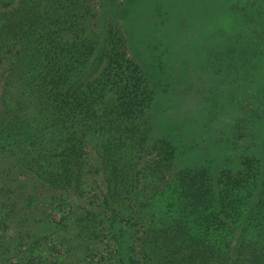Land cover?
<instances>
[{"label": "rangeland", "instance_id": "obj_1", "mask_svg": "<svg viewBox=\"0 0 264 264\" xmlns=\"http://www.w3.org/2000/svg\"><path fill=\"white\" fill-rule=\"evenodd\" d=\"M26 1L0 0V33L4 17L15 12L11 31L17 26L26 38L8 49L49 57L48 45L33 35L42 34V28L27 30L19 19L29 14L20 13ZM227 1L92 0L104 46L87 53L89 60L80 70L66 67L72 89L91 84L101 98L117 74L144 77L137 81L148 83L154 94V137L189 141L163 180L146 167L148 157L138 159L137 168L127 166L124 191L114 187L111 163L95 151L91 137L84 155L56 149L54 162L44 156L34 159V135L11 117L9 62L0 61V264H183L194 251H209L205 244L173 234L171 220L178 217L169 210V188L179 178L173 172L202 174L199 168L210 166L216 178L242 168L246 156L264 164V24L249 17L248 0L240 4L241 16L226 18L223 7L234 1L237 8L241 0ZM256 25L258 32L253 31ZM109 30L123 35L125 60L107 51ZM234 31L241 34L233 38ZM48 69L53 71L51 63ZM161 185V191L170 190L162 201L156 192ZM152 196V203L142 207L140 201ZM235 244L228 247L234 250ZM221 246L207 253L204 264H222Z\"/></svg>", "mask_w": 264, "mask_h": 264}, {"label": "trees", "instance_id": "obj_2", "mask_svg": "<svg viewBox=\"0 0 264 264\" xmlns=\"http://www.w3.org/2000/svg\"><path fill=\"white\" fill-rule=\"evenodd\" d=\"M91 2L26 1L20 13L28 10L30 15L19 19L26 24L27 30L37 26L42 28V34L35 31L33 35L48 45L45 52L49 57L42 55L41 51L27 55L24 49L14 53L8 49L15 42H23L26 35L17 26L11 31L15 12L4 17L0 33V61L9 62L11 71L13 86L8 93L14 102L10 109L11 117L34 135V159L44 156L49 162H54L56 155L52 152L56 149L84 155L85 142L91 137L96 142L95 151L111 163V175L117 191H124L122 184L126 183L125 176L129 177L126 167H139L138 159L145 157H148L146 167L149 171L154 168L155 176L163 180L167 175L165 169L174 168V160L182 153L181 150L183 153L186 151L189 141L174 140L170 135L154 137V112H151L154 94L148 83L137 81L144 77L126 78L117 74L116 81L111 82L113 87L102 93L101 98L96 96L97 87L95 89L94 85L87 84L82 90L80 86L71 87L73 77L66 67L72 71L80 70V65L89 60L86 54L92 55L95 49L104 46L100 41L102 35L95 29L94 20L98 15L92 11ZM247 2L252 10L248 12L249 17L264 24V10L259 11L264 0ZM241 3L242 0L237 8L234 1L228 9L229 3L225 5V17L229 16L233 21L235 15L241 16ZM192 19L193 27L199 29V21ZM118 26L122 29L121 24ZM256 27L254 32L259 31L258 25ZM107 33V51H114L112 57H124L125 60L128 48L123 35L117 37L113 30ZM240 34V31H234L231 36L234 38ZM65 45L70 47L69 51ZM122 49H125L123 53L115 54L116 50ZM50 59H55L54 63ZM50 63L53 71L48 69ZM110 64L108 61L107 66ZM1 96L0 100L4 98ZM100 102L102 108L98 107ZM154 117L157 120L156 115ZM258 162L256 158L246 156L242 160V168L222 171L216 178L210 173V166L199 168L202 174L199 171L175 170L172 177L179 178L170 185L171 191H161L160 187L164 188V185L156 189L161 201L166 193H172L173 202L168 206L178 217L171 220L176 231L173 234L183 240L205 244L210 251L204 254L194 251L197 255L185 257L183 264H204V260L208 261L207 253L213 254V248L222 244L225 245L221 246L225 247L220 253L222 264H264V164ZM77 164L81 166L82 160ZM152 199L154 196L145 197L140 204L148 206ZM230 242L236 243L234 250L228 247Z\"/></svg>", "mask_w": 264, "mask_h": 264}]
</instances>
